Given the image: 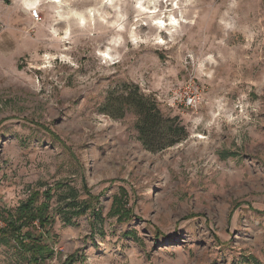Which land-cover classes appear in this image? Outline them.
Instances as JSON below:
<instances>
[{"label": "rangeland", "instance_id": "obj_1", "mask_svg": "<svg viewBox=\"0 0 264 264\" xmlns=\"http://www.w3.org/2000/svg\"><path fill=\"white\" fill-rule=\"evenodd\" d=\"M33 1L0 0V264L35 196L43 264H264V0ZM124 84L187 138L145 149Z\"/></svg>", "mask_w": 264, "mask_h": 264}, {"label": "trees", "instance_id": "obj_2", "mask_svg": "<svg viewBox=\"0 0 264 264\" xmlns=\"http://www.w3.org/2000/svg\"><path fill=\"white\" fill-rule=\"evenodd\" d=\"M112 105L117 102L123 109L132 107L137 116V132L145 149L159 152L186 139L188 132L177 116L163 114L159 103L152 94H146L136 84H124L122 92L116 98H110ZM50 193V192H47ZM36 197L22 202L16 221H11L12 235H19L18 253L24 264H43L53 257V250L43 240L42 234H36L29 228L32 221L38 219L43 226L49 220V203L46 200L34 205ZM18 222V223H17ZM47 233L48 230H45ZM76 258L68 256L61 264H73Z\"/></svg>", "mask_w": 264, "mask_h": 264}, {"label": "built area", "instance_id": "obj_3", "mask_svg": "<svg viewBox=\"0 0 264 264\" xmlns=\"http://www.w3.org/2000/svg\"><path fill=\"white\" fill-rule=\"evenodd\" d=\"M32 17L37 20L40 18L37 10L32 11ZM198 101L197 88L191 83H186L182 88H179L172 93L173 105L181 108L193 107Z\"/></svg>", "mask_w": 264, "mask_h": 264}, {"label": "bare ground", "instance_id": "obj_4", "mask_svg": "<svg viewBox=\"0 0 264 264\" xmlns=\"http://www.w3.org/2000/svg\"><path fill=\"white\" fill-rule=\"evenodd\" d=\"M37 1L38 0H34L33 1V3H32V5H36L37 4ZM49 2H52V3H56L57 4V6H62V3H61V1L60 0H48ZM156 1L157 0H138V8H139V14L140 15H143L145 12H148V13H153V11L154 10H151V9H146V6H144V4L147 2L148 4H151L152 6H154V5H156ZM149 7V6H148ZM147 10V11H146ZM172 18V17H171ZM174 20V19H173ZM80 21H81V23H83L84 24V19H83V17H81L80 16ZM164 21H158V20H156V23L157 24H164L163 23ZM176 22V21H175ZM177 24V23H176ZM173 25V24H172ZM160 26V25H159Z\"/></svg>", "mask_w": 264, "mask_h": 264}]
</instances>
